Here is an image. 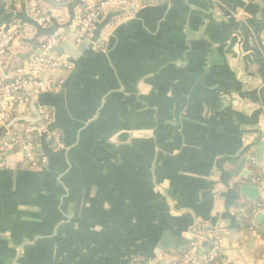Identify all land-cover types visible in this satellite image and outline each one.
Wrapping results in <instances>:
<instances>
[{
  "label": "crops",
  "instance_id": "1",
  "mask_svg": "<svg viewBox=\"0 0 264 264\" xmlns=\"http://www.w3.org/2000/svg\"><path fill=\"white\" fill-rule=\"evenodd\" d=\"M91 1L39 0L40 22L25 0H0V39L32 31L13 37L0 84L17 54L75 35ZM75 49L37 109L15 95L14 116L51 120L33 134L44 164L19 151L0 170V264H172L199 224L219 231V264H264V230L249 228L264 183L256 203L235 189L264 182V0H144L107 11ZM12 130L0 126V159Z\"/></svg>",
  "mask_w": 264,
  "mask_h": 264
},
{
  "label": "built area",
  "instance_id": "2",
  "mask_svg": "<svg viewBox=\"0 0 264 264\" xmlns=\"http://www.w3.org/2000/svg\"><path fill=\"white\" fill-rule=\"evenodd\" d=\"M16 1V0H10ZM64 1V0H58ZM69 1V0H65ZM144 0H93L91 2L84 3L79 9V16L75 21V35L76 41L89 38L94 30L95 22L102 19L105 13L111 9L123 10L131 5H135L138 2ZM30 12L40 22H45V13L40 8L39 0H25ZM32 33L31 29H18L14 28L12 34L5 35L0 39V68L6 64V58L8 56L9 45L12 42L14 36L27 37ZM59 38H50L43 41L39 45L41 53L37 55L30 65H21L14 69L9 81L0 84V126L6 124L11 116V104H24L26 100H18L15 95L20 94L26 90H30L34 94H45L53 92L56 87L51 80H43L40 75L44 70L50 71H68L70 65L61 60L56 59L53 55H47V50L51 47L58 46L60 44ZM97 48L102 50V45L98 44ZM40 121L34 125H27L19 128L18 131L13 132V146L19 147V151L23 158L27 161V166L30 169L39 167L46 162V157L38 156L34 152L33 134L34 133H46L47 126L51 120V116L48 111H40ZM252 168L256 167V161L251 159ZM14 163L7 158L0 159V170L13 168ZM253 183L262 187V172H260L252 181ZM264 209V204H257L251 209V215L255 216L257 213ZM250 230L255 231L257 227L250 224ZM196 237L182 250L181 254L174 260L172 264H217L220 254V242L221 237L219 231L216 229H207L204 224L197 225ZM213 239L212 247L208 256L203 263L197 262L193 258V253L196 247L200 246L203 240ZM130 264H140L137 259H132Z\"/></svg>",
  "mask_w": 264,
  "mask_h": 264
},
{
  "label": "water",
  "instance_id": "3",
  "mask_svg": "<svg viewBox=\"0 0 264 264\" xmlns=\"http://www.w3.org/2000/svg\"><path fill=\"white\" fill-rule=\"evenodd\" d=\"M39 45L37 42L32 47V50L28 54H17L18 59L20 62L23 63V65H30L32 63V60L41 53L39 50ZM76 36L74 33L71 35H67L66 38L59 44L58 46L51 47L47 50V55H53L54 58L58 59L64 56L65 54L69 56H76ZM68 74L67 71H50V70H44V72L40 75V78L43 80H51V78L55 79L57 81L59 78L64 77ZM55 85V82L52 81ZM27 95V97L31 100L30 108L37 109L36 100L38 99V94L32 93L30 90L24 91ZM17 95V94H16ZM11 118L10 120L5 124L6 126L12 127V131H18L19 126L21 124L25 125H31L32 123V115L27 116H14L13 110L11 108L10 110ZM36 134V133H34ZM9 143L10 141L7 140ZM15 152H19V147H14L12 150L7 151L5 154V158L12 156ZM263 154H264V142H259L257 148H256V161L257 163H261L263 160ZM235 189L238 192L239 196L246 198L248 201L256 203L260 197H261V187L255 183L249 184L247 182H243L241 184H235ZM253 225L256 227L260 226L262 230H264V209L257 213L254 216ZM257 231L252 232V237H257L256 235ZM258 234V233H257ZM213 239L210 240V242ZM205 244L202 243L200 246L196 247L193 253V258L199 262L203 263L205 258L208 256L210 249L212 247V244L208 243L206 240H204ZM207 243V244H206ZM202 251V252H201ZM200 254V256H199ZM160 263H167V262H157V263H142V264H160Z\"/></svg>",
  "mask_w": 264,
  "mask_h": 264
},
{
  "label": "trees",
  "instance_id": "4",
  "mask_svg": "<svg viewBox=\"0 0 264 264\" xmlns=\"http://www.w3.org/2000/svg\"><path fill=\"white\" fill-rule=\"evenodd\" d=\"M21 93H22V92H21ZM16 105H17L16 103L11 104V108H12V110L16 108ZM14 113H15V112H14ZM10 116H11V114H10ZM185 248H186V247H185ZM185 248H184V249H185ZM181 252H182V251H181ZM181 252H180V254H181ZM217 264H219V263H217Z\"/></svg>",
  "mask_w": 264,
  "mask_h": 264
}]
</instances>
